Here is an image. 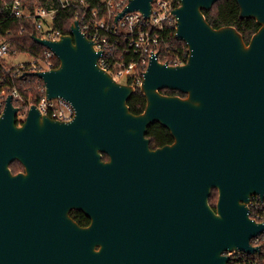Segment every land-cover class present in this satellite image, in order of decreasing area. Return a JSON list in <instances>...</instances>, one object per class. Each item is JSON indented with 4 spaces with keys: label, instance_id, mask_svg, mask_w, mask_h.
Returning a JSON list of instances; mask_svg holds the SVG:
<instances>
[{
    "label": "water",
    "instance_id": "water-1",
    "mask_svg": "<svg viewBox=\"0 0 264 264\" xmlns=\"http://www.w3.org/2000/svg\"><path fill=\"white\" fill-rule=\"evenodd\" d=\"M153 1L130 0L116 19L134 10L149 17ZM217 1L181 0L177 38L188 45V60L152 57L139 114L128 104L135 86L101 67L102 53L78 20L59 40L34 36L59 59L37 73L48 98L68 100L75 115L53 119L33 105L18 124L20 107L7 97L0 264H229L226 251L257 250L251 239L264 222L251 218L249 202L264 198V0H236L240 16L260 24L249 42L235 26L209 23L204 9ZM156 122L175 140L152 150L147 133ZM16 160L27 176L13 172ZM73 209L93 224L79 225Z\"/></svg>",
    "mask_w": 264,
    "mask_h": 264
},
{
    "label": "built area",
    "instance_id": "built-area-1",
    "mask_svg": "<svg viewBox=\"0 0 264 264\" xmlns=\"http://www.w3.org/2000/svg\"><path fill=\"white\" fill-rule=\"evenodd\" d=\"M62 7H74L81 31L101 51L99 63L115 80L140 86L144 73L153 56L161 62L177 65L186 63L189 57L188 45L177 38V18L175 10L181 0H154L149 17L140 10L126 12L121 18L117 15L125 9L130 0H102L99 6H92L88 0H59ZM5 10L9 18H26L34 24L36 34L44 39L59 40L63 33L54 26L58 9L44 5L30 7L28 0H5ZM19 32L8 27L0 29V66L4 75L0 77V116L9 95L14 104L22 102L19 109L26 116L35 105L42 114L62 121L71 120L75 109L71 102L58 97L49 99L47 86L38 72L57 68L55 52L37 41L42 51L31 49ZM176 41L185 45L178 46ZM35 76V79H29ZM17 79H19L17 81ZM33 91L36 92L33 96ZM24 93H28L26 96ZM250 216L257 222H264V198L253 195ZM251 244L255 251L229 250V264H264V232L253 237Z\"/></svg>",
    "mask_w": 264,
    "mask_h": 264
},
{
    "label": "trees",
    "instance_id": "trees-1",
    "mask_svg": "<svg viewBox=\"0 0 264 264\" xmlns=\"http://www.w3.org/2000/svg\"><path fill=\"white\" fill-rule=\"evenodd\" d=\"M4 1L5 0H0V29L2 31H5L6 28L11 27L13 28V30H17L18 32L20 30H23V33L20 36L16 35L15 31H12V34L15 37H20L21 39H23L31 49L42 51L43 47L34 41V34H36L37 32L32 21L26 18H9L5 10ZM101 1L102 0H88V2L92 6H99L101 4ZM28 2L31 8L36 5H44L47 7L57 8L58 11L54 21L55 28L60 30L63 34L71 33L72 24L76 19L74 7H62L59 0H28ZM204 14L209 23L215 28L227 25L235 26L242 33L246 42H249L253 34L260 28V24L257 22V20L253 18H242L240 16V7L236 0H218L213 5L212 9H204ZM175 43L178 46L185 45V43L181 41L175 40ZM57 64H59L58 60ZM3 75L4 71L0 66V77H2ZM29 79H35V76H30ZM18 80L19 79H17V81ZM135 88L137 89L131 95L128 104L133 113L139 114L145 107L146 98L145 95L141 92L140 86H136ZM24 94L28 96V93ZM35 94L36 92L33 91V96H35ZM17 104L21 107V109H23L24 104L22 102H18ZM21 113L19 114L20 116H22ZM149 130L151 131V128H149ZM105 158L107 159L108 156L105 155ZM15 170H17V167L15 168ZM217 199L218 190L214 189L212 195L210 196V203L214 208H216Z\"/></svg>",
    "mask_w": 264,
    "mask_h": 264
},
{
    "label": "flooded vegetation",
    "instance_id": "flooded-vegetation-1",
    "mask_svg": "<svg viewBox=\"0 0 264 264\" xmlns=\"http://www.w3.org/2000/svg\"><path fill=\"white\" fill-rule=\"evenodd\" d=\"M136 89L137 88H135V91H136ZM175 91H177V92H175ZM160 92L162 94L170 95V96H174V95L186 96V95H183L182 92H180L178 90H173V89H169V88H163L160 90ZM146 103H147V100H146ZM145 108H146V104H145L144 109L141 112H143L145 110ZM17 119H18L17 120L18 124H22L25 120V116L18 115ZM149 128H151V131L148 129L147 137L150 139V147L152 150H157L158 148H161L165 145H169V144L174 143L175 139L167 127L156 122L154 124H151L149 126ZM103 158L106 159L105 154H103ZM107 159H109V157ZM16 167H17V170H15ZM11 168H12L14 173L22 172L26 176L28 175L27 167L21 161L16 160V161L12 162ZM32 189H34L36 195H38V178L37 177H36L34 185H32ZM157 189L159 191V188H157ZM157 194L159 195V193H157ZM70 215L81 226L89 227L93 224V217L82 212V211H80V210L73 209V210H71Z\"/></svg>",
    "mask_w": 264,
    "mask_h": 264
}]
</instances>
